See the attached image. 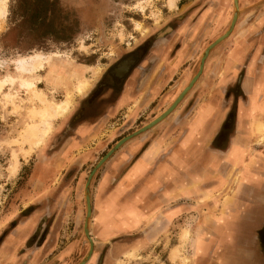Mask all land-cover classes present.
Returning <instances> with one entry per match:
<instances>
[{
	"label": "crops",
	"instance_id": "1",
	"mask_svg": "<svg viewBox=\"0 0 264 264\" xmlns=\"http://www.w3.org/2000/svg\"><path fill=\"white\" fill-rule=\"evenodd\" d=\"M217 1L199 10L191 27L177 31L182 42L174 65L187 59L191 40L209 38L211 43L229 28L233 2ZM222 8L228 16L214 26ZM238 8L230 33L210 49L174 111L128 139L94 173L93 251L85 264H118L132 249L137 257L152 251L168 255L169 241L179 240L185 226L192 238L202 235L196 264L248 263L255 251L248 254L254 249L249 239L264 224V148L255 143L257 134L249 132V118L242 112L250 95L264 97V0H238ZM198 70H184L173 84L178 90L168 94L163 110H152L149 121L171 105ZM234 86L239 96L233 106L224 95ZM85 98L56 121L53 134L32 155L36 159L19 203L26 213L0 239V264H40L45 252L53 263L77 264L88 252L83 232L87 175L126 131L140 127L117 124L113 116L119 106L99 103V98L84 103ZM232 107L234 122L228 126ZM227 196L231 199L223 205ZM44 223L48 227L41 242L24 248ZM189 247L192 253L193 245Z\"/></svg>",
	"mask_w": 264,
	"mask_h": 264
},
{
	"label": "rangeland",
	"instance_id": "2",
	"mask_svg": "<svg viewBox=\"0 0 264 264\" xmlns=\"http://www.w3.org/2000/svg\"><path fill=\"white\" fill-rule=\"evenodd\" d=\"M168 2L169 0H6V15L0 27V77L6 74L18 75L13 60L39 52L46 56L51 55L57 65L55 74L58 73L59 78H53L50 73L52 67L48 65L37 72L36 77L40 78L37 86L48 99L56 102L65 99L66 90L77 83L78 77L73 73L75 68L81 71L79 76L86 77L88 84L82 92H73L69 110L52 120L51 131L44 139V143L27 151L29 155L23 153L30 146L23 141L22 135L27 124L39 121L36 116L31 117V112L39 108V103L32 99L30 92L20 87L19 82L12 87L6 86L0 94V225L4 223L7 216L9 220L16 215L13 218L15 223L24 218L26 212L23 213L24 211L19 209V203L22 198L21 190L31 177L33 159H36L32 155L39 153L53 134L56 121L63 119L73 110L77 99L89 91L98 78L101 73L100 56L104 62H109L133 47L136 44L134 39L137 38L139 41L137 43H140L148 36L153 37L164 33L168 27H176V17L187 9L193 7L191 11L193 16L197 11L218 1L174 0L173 6H169ZM178 3L182 5L178 7ZM223 10L222 8L217 12L212 22L214 26L221 18L222 20L227 18L228 10L222 15ZM174 37H176L174 39L179 38ZM202 52L203 49L194 58L199 59ZM195 54L197 53L194 51L193 56ZM26 77L29 79V76ZM237 93L234 86L224 95V98L226 96L232 98L234 106L239 96ZM4 94H9L10 98H6ZM247 105V109L242 114L249 118L246 123L249 132L256 133L255 143L263 145L264 128L261 126L264 125V97L250 95ZM234 114V107H232L226 118L228 126L233 124ZM16 163L18 169L13 174L9 168ZM237 178L238 176L234 177L235 180ZM229 199L231 198L227 196L223 205ZM9 225L10 223L6 226V232L11 230ZM47 227L48 225L44 223L41 226V232L36 234V237L34 235L28 239L23 247L35 248L45 236ZM3 233L5 230L3 232L1 228L0 239ZM191 233L190 227L185 226L179 240L169 241L168 255L152 251L149 256L137 257L135 250L132 249L125 252L124 258L119 259L117 263L127 261V264H194L192 258L196 257L200 249L202 235L196 233L192 238ZM185 234L187 238L184 239ZM189 244L193 245L191 255H189ZM175 249L179 252L173 259L171 251ZM254 250L255 248L249 249L248 254ZM38 262L58 264L60 261L56 260V263H53V256L45 252L39 256Z\"/></svg>",
	"mask_w": 264,
	"mask_h": 264
},
{
	"label": "flooded vegetation",
	"instance_id": "3",
	"mask_svg": "<svg viewBox=\"0 0 264 264\" xmlns=\"http://www.w3.org/2000/svg\"><path fill=\"white\" fill-rule=\"evenodd\" d=\"M181 5V3H178L177 6L180 7ZM209 6L202 10L208 9ZM192 9L193 7L176 17V27H168L164 33L153 37L148 36L147 39L140 43H137L139 42L137 38L134 39L136 44L133 47L122 52L111 61L104 62L102 56H100L99 66L101 67V73L93 82L89 91L82 96L86 97L84 103L90 104L93 100L99 98V103L119 106V111L113 118L117 121V124H124V127L128 125L130 130L132 127H141L147 124L153 116L152 110H163L168 94H174L178 90L179 86H173V84L183 76L184 70L185 72H192L199 69L200 58L195 59L194 57L209 43V38H205L203 41L201 39L191 40L189 42L190 53L187 59L178 65H174L175 62H172L173 56L182 42L179 38L174 39L176 38L174 36H176L179 29L192 24L191 21L198 12L192 16ZM194 51L197 54L193 56ZM128 57L133 59L129 68L124 69L121 66V69H119V65ZM167 72H169L168 76ZM154 89H156V93L153 92ZM134 130L126 131L123 135H127ZM261 148L263 149V145H261ZM6 222H8V216L4 223L0 225V229H3V225L5 226ZM9 223L11 225L14 220ZM11 226L13 227L14 225L12 224ZM4 230L6 231V227ZM39 232H41V229L40 231L36 230L31 238L34 235L36 237ZM249 240L255 251L248 256L247 264H264V224H261L255 230ZM189 253V255L192 254L190 247ZM192 259L194 264H196L194 258Z\"/></svg>",
	"mask_w": 264,
	"mask_h": 264
},
{
	"label": "bare ground",
	"instance_id": "4",
	"mask_svg": "<svg viewBox=\"0 0 264 264\" xmlns=\"http://www.w3.org/2000/svg\"><path fill=\"white\" fill-rule=\"evenodd\" d=\"M168 3L169 6H173L174 0H169ZM5 15L6 0H0V27L1 21L3 20ZM13 62L15 64V71L16 73H18V75L6 74L0 77V94L3 93L6 86L12 87L15 85L16 82H19L20 87L30 92L32 99L36 100L39 103V108L31 112V117L33 118L34 116H36L39 121L36 123L32 122L31 124H27L22 135L23 141L28 143L30 146L28 150H24L23 153L25 155L26 153L28 154L27 151L32 150L33 147H37L44 143V139L51 131L53 125L52 120L56 117L64 115L69 110L70 105L72 104L71 99L73 96V92H82V90L86 88L88 80L86 79V77L82 78L81 76H79L81 71L75 68L73 73L75 74V76L78 77L76 85H71L72 88H68V90H66L67 93L65 99L56 102L48 99L43 93V91L38 88L37 83L40 82V78L36 77L37 72L44 69L45 65H48L52 67L50 69V73L52 74L53 78H59L57 75L58 73L55 74V67H57V65L51 55L46 56L39 52H33L29 55L17 57L13 60ZM26 76H29V79ZM9 94L4 95L6 96V98L9 99ZM261 128H264V125H262ZM14 159H16V157H14ZM17 169L18 164L16 163L10 166L9 171L14 174ZM186 236L187 235L185 234L183 238H187ZM178 252L179 250L177 249L171 251V258L175 259L178 256Z\"/></svg>",
	"mask_w": 264,
	"mask_h": 264
},
{
	"label": "water",
	"instance_id": "5",
	"mask_svg": "<svg viewBox=\"0 0 264 264\" xmlns=\"http://www.w3.org/2000/svg\"><path fill=\"white\" fill-rule=\"evenodd\" d=\"M238 2L237 0H233V15H232V19L229 25V28L223 33L221 34L219 37H217L215 40H213L211 43H209L205 49L203 50L201 56H200V64H199V70L198 72L191 78V80L189 81V83L184 87V89L176 96V98L174 99V101L171 103V105L164 110L159 116L155 117L154 119H152L151 121H149L147 124L141 126L140 128L134 130L133 132L121 137L95 164L94 166L91 168L89 174L87 175L85 184H84V196H85V204H86V214H85V220H84V224H83V232L84 235L86 237V240L89 243V249L88 252L86 253V255L77 263V264H85L87 262V260L90 258L91 253L93 251V240L89 234V219H90V214H91V205H90V195H89V184L90 181L94 175V173L96 172V170L100 167V165L112 154L114 153L123 143H125L128 139H130L131 137H134L135 135H138L140 133H143L144 131L148 130L149 128L153 127L154 125H156L157 123H159L160 121H162L163 119H165L170 113H172L174 111V109L176 108L177 104L180 102V100L183 98V96L185 95V93L191 88V86L193 85V83L195 82V80L197 79V77L199 76V73L201 72L202 68H203V63L204 60L206 58V56L208 55L210 49L219 41H221L222 39H224L231 31L233 24L236 20L237 17V11H238ZM133 62V59L131 57H128L127 59H125L120 65H119V69H121L120 67H124V69L129 68V66L131 65V63Z\"/></svg>",
	"mask_w": 264,
	"mask_h": 264
}]
</instances>
